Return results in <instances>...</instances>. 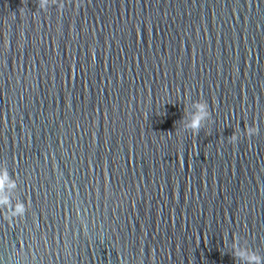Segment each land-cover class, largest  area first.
Returning <instances> with one entry per match:
<instances>
[{
	"label": "water",
	"instance_id": "95a60500",
	"mask_svg": "<svg viewBox=\"0 0 264 264\" xmlns=\"http://www.w3.org/2000/svg\"><path fill=\"white\" fill-rule=\"evenodd\" d=\"M62 2L0 0V264L264 255V0Z\"/></svg>",
	"mask_w": 264,
	"mask_h": 264
},
{
	"label": "clouds",
	"instance_id": "9594fccd",
	"mask_svg": "<svg viewBox=\"0 0 264 264\" xmlns=\"http://www.w3.org/2000/svg\"><path fill=\"white\" fill-rule=\"evenodd\" d=\"M53 5H58L61 10L65 6L62 0H51V2L50 0H38L39 9L45 12H47ZM193 107L195 111L191 113V118L187 123L183 124V128L184 130L191 131L193 135H197L201 129L206 126V123L211 120L212 113L209 110L208 103L203 99L194 102ZM258 134V126L246 127V135L248 138ZM238 139L239 136L234 133L230 138V142L235 144ZM17 187L16 178H14L13 174L9 172L7 162L5 161L3 167L0 168V212L3 213L4 219L8 221L9 225L25 218L28 211V204L23 200L18 201L15 205L12 204L11 192ZM87 235L88 232L85 229V236ZM100 239L101 242H103V234H101ZM233 246L232 255L236 260H239L241 264H264V255L247 247L242 248L238 237L235 238Z\"/></svg>",
	"mask_w": 264,
	"mask_h": 264
}]
</instances>
